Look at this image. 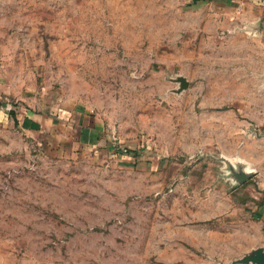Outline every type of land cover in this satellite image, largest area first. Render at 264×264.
<instances>
[{"label":"rangeland","instance_id":"1","mask_svg":"<svg viewBox=\"0 0 264 264\" xmlns=\"http://www.w3.org/2000/svg\"><path fill=\"white\" fill-rule=\"evenodd\" d=\"M204 1L0 0V264L264 249V47Z\"/></svg>","mask_w":264,"mask_h":264},{"label":"crops","instance_id":"2","mask_svg":"<svg viewBox=\"0 0 264 264\" xmlns=\"http://www.w3.org/2000/svg\"><path fill=\"white\" fill-rule=\"evenodd\" d=\"M207 4H211L215 14L220 16L230 29L243 32L261 47H264V0H205ZM18 117V116H17ZM42 119L39 118V121ZM19 125L22 121L18 118ZM50 121V118L42 120L43 124ZM81 132L83 126L80 125ZM41 129V128H39ZM259 197L256 198L259 216L264 223V189H259Z\"/></svg>","mask_w":264,"mask_h":264},{"label":"water","instance_id":"3","mask_svg":"<svg viewBox=\"0 0 264 264\" xmlns=\"http://www.w3.org/2000/svg\"><path fill=\"white\" fill-rule=\"evenodd\" d=\"M241 181L242 178L239 177ZM243 263H252V264H264V249L259 248L252 252L250 255L246 256L243 260Z\"/></svg>","mask_w":264,"mask_h":264},{"label":"trees","instance_id":"4","mask_svg":"<svg viewBox=\"0 0 264 264\" xmlns=\"http://www.w3.org/2000/svg\"><path fill=\"white\" fill-rule=\"evenodd\" d=\"M11 114H12L11 116L13 117V119H14V121H15V124L19 125V121H18V117H17V115H15L14 112H12ZM98 139H99V138H98ZM125 151L128 152V150H125Z\"/></svg>","mask_w":264,"mask_h":264}]
</instances>
